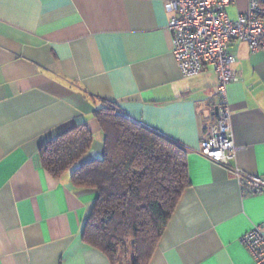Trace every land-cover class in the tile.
<instances>
[{
    "label": "crops",
    "instance_id": "1",
    "mask_svg": "<svg viewBox=\"0 0 264 264\" xmlns=\"http://www.w3.org/2000/svg\"><path fill=\"white\" fill-rule=\"evenodd\" d=\"M167 0H0V264H113L88 244L95 188L55 176L40 146L79 123L93 133L82 161L104 153L95 110L125 113L187 148V186L147 264H257L242 236L264 230V50L233 40L238 78L227 93L232 166L200 150L217 113L212 65L184 77L174 54ZM249 0H232L237 18Z\"/></svg>",
    "mask_w": 264,
    "mask_h": 264
},
{
    "label": "trees",
    "instance_id": "2",
    "mask_svg": "<svg viewBox=\"0 0 264 264\" xmlns=\"http://www.w3.org/2000/svg\"><path fill=\"white\" fill-rule=\"evenodd\" d=\"M104 153L84 157L93 144L86 124L74 125L40 146L43 165L55 176L95 188L97 198L83 237L113 264H147L182 191L191 184L187 148L133 119L114 102L96 108Z\"/></svg>",
    "mask_w": 264,
    "mask_h": 264
},
{
    "label": "built area",
    "instance_id": "3",
    "mask_svg": "<svg viewBox=\"0 0 264 264\" xmlns=\"http://www.w3.org/2000/svg\"><path fill=\"white\" fill-rule=\"evenodd\" d=\"M232 0H167L165 8L172 16L169 28L174 38V54L184 77L199 74L212 65L219 75L217 113L202 140L201 152L210 159L232 166L239 146L234 141L228 83L238 78L233 63L236 55L230 50L235 39L246 40L252 49L264 50V0H249L245 12L232 18L227 6ZM244 187L264 189L260 176L242 174ZM242 241L250 249L257 264H264V230L254 225Z\"/></svg>",
    "mask_w": 264,
    "mask_h": 264
}]
</instances>
